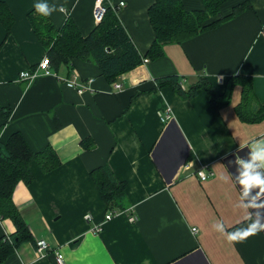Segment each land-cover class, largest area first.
Masks as SVG:
<instances>
[{"label":"crops","instance_id":"0c3cea01","mask_svg":"<svg viewBox=\"0 0 264 264\" xmlns=\"http://www.w3.org/2000/svg\"><path fill=\"white\" fill-rule=\"evenodd\" d=\"M0 1L15 18L6 40L0 22V107L12 110L4 134L21 132L35 152L50 145L61 161L47 173L33 161V182L16 185L13 201L35 244L23 243L0 264H57L55 249L64 264H264V230L241 242L227 239L254 222L264 225V194L242 183L249 164L264 178L261 161L253 160L264 151V120L239 119L240 85L219 109L203 90L184 99L170 87H155L169 75L179 76L184 89L207 78L223 95L230 77L246 76L264 102V0H228L223 16L245 1L251 8L183 43L166 44L163 56L112 82L82 60L50 66L51 75L19 78L47 56L28 12L44 5L56 27L70 16L87 36L97 26L96 0ZM155 1L107 0L142 55L154 40L148 10ZM183 3L187 10L202 8L200 0ZM74 79L87 89L66 82ZM103 165L127 184L128 207L110 220L90 175ZM200 167L212 173L209 179L200 180ZM95 225L99 233L91 231ZM14 232L13 222L0 218V237ZM41 240L52 250L37 259Z\"/></svg>","mask_w":264,"mask_h":264},{"label":"trees","instance_id":"16d2710c","mask_svg":"<svg viewBox=\"0 0 264 264\" xmlns=\"http://www.w3.org/2000/svg\"><path fill=\"white\" fill-rule=\"evenodd\" d=\"M200 1L201 9L187 10L183 0H156L148 10L154 40L145 55L137 49L116 11L111 8H108L103 20L87 36L81 34L70 16L61 27H56L49 14L42 15L35 7L28 12L27 19L40 44L46 49L51 66L58 67L61 63H73L75 60L92 62L99 67L101 76L112 82L142 64L144 58L155 60L163 56L166 44L183 43L251 8L245 1L234 6L231 14L223 16L221 8L228 0ZM0 22L5 29L6 40L11 36L15 18L5 1H0ZM36 67L32 66L28 70L34 71ZM235 85L242 87L241 101L235 107L239 119L245 123L264 120V102L257 99L250 77H230L223 95L217 93L207 78H201L184 89L179 76L169 75L158 78L155 87H170L184 99L193 98L203 90L208 94L209 101L219 109L229 104ZM11 115L9 107H0V218L10 219L15 226L14 233L0 237V263L23 243L35 244L27 222L13 201L16 185L20 181L27 185L33 182V161L43 173L61 165L57 153L50 145L35 152L21 132L15 131L5 136L4 131ZM90 175L106 204L107 212L126 211L127 184L118 180L108 165L93 169Z\"/></svg>","mask_w":264,"mask_h":264},{"label":"built area","instance_id":"2783aa9c","mask_svg":"<svg viewBox=\"0 0 264 264\" xmlns=\"http://www.w3.org/2000/svg\"><path fill=\"white\" fill-rule=\"evenodd\" d=\"M119 5L123 6L124 3L121 2ZM108 8H110V6L107 4V0H96L95 6H94V11H93V17H94V20L97 24H99L103 20ZM115 8L113 7V9H115ZM147 62H148V59L144 58L143 63L145 64ZM50 66H51V63L49 61L48 56H46L37 65V67L34 71H29V70L22 71V72H20L19 78L21 80L30 81V80L34 79L36 76H38L39 74L51 75L52 71H51ZM66 82L70 86H73L75 88H79V91H84L85 89H87L86 85L77 83V81L75 79L74 80H66ZM113 87L115 90H119L121 88V85L116 83L113 85ZM169 117H170L169 114H167V115H165V117L162 118V120L166 121L167 119H169ZM196 174L200 178V180H202V181L209 179L210 176L212 175L211 172H207L205 170V167H200L197 170ZM120 212H125V211L107 212V214L105 216V220L112 219V217L114 215H116L117 213H120ZM84 218L86 221H90L92 219V215L90 213L86 214L84 216ZM129 220L131 222H135L137 220V218H136V216L131 215L129 217ZM101 229H102L101 225H95L94 227H92L91 231L93 233H99L101 231ZM193 231L196 232L197 230L193 229ZM36 246H37V248H36L37 259L44 258L49 253V251L52 250L50 245L44 240L38 241L36 243ZM54 253H55L56 263L57 264H64V256L62 255V253L58 249H55Z\"/></svg>","mask_w":264,"mask_h":264},{"label":"clouds","instance_id":"9594fccd","mask_svg":"<svg viewBox=\"0 0 264 264\" xmlns=\"http://www.w3.org/2000/svg\"><path fill=\"white\" fill-rule=\"evenodd\" d=\"M37 11L42 15H48V9L44 5H37ZM253 160H259L264 166V151H258L254 154ZM252 165H245L246 171L244 173V179L242 183L244 184L245 190H249L254 187L260 188V194H264V178H261L259 174H255L252 171ZM264 230V225L259 224L258 222L252 223L249 228L245 231H237L228 235L229 242H241L247 237L258 233L259 231Z\"/></svg>","mask_w":264,"mask_h":264}]
</instances>
